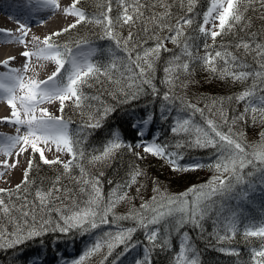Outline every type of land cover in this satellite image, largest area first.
<instances>
[{"label":"trees","instance_id":"obj_1","mask_svg":"<svg viewBox=\"0 0 264 264\" xmlns=\"http://www.w3.org/2000/svg\"><path fill=\"white\" fill-rule=\"evenodd\" d=\"M139 2L144 5L141 9L143 16L137 19L135 24L126 25L117 21L122 12L119 0H78L85 20L51 39L53 43L67 45L70 49L82 41L96 42L100 50L93 63L100 66L103 72L104 68H111V63L115 60L119 70L110 71L108 76L101 74L82 86L84 99L79 106L76 99L64 102L61 115L69 123V135L73 140L80 141L77 146L78 153L71 159L73 163L70 168L65 171L63 167L65 163L61 162L45 164L40 160V153H35L32 155L33 164L27 174V182L24 180L20 184L21 190L17 191V187H13L0 192V199H3L11 210L5 213L0 209V233H3L0 244H4L0 247V264H26L28 256L32 254L42 255L45 262L57 261V256L61 255L59 258L62 256L66 258L64 264H72L97 241L102 242V248L87 257L84 264H116L125 251L136 246L139 249L140 261L147 255L150 257V264H176L179 245L185 233L188 234L192 249L189 258L194 256L198 264H254L253 249L264 247V238L245 235L248 229H256L264 220V190L258 193L252 191V195L248 194L245 198L236 196V193L251 189L250 183L261 176L259 169H264V165L258 161L239 169L240 175L244 177V183L236 184L235 178H232L235 184L234 193L215 195L205 202L210 205V210L200 220V227L191 221L178 224L179 213L165 217L159 224L150 225L147 230L131 218L116 219L129 216L134 209L139 210L142 203L150 201L157 195L154 189H158L159 193L166 196H176L186 193L193 186L206 185L214 176L221 175L214 166L209 167L217 162L218 149L192 145L191 141L195 137L189 133L174 134L171 129L177 120L190 119L193 126L207 128L205 120L212 119L220 131L226 135L231 134L242 145L249 146L246 148L248 153L253 151L252 146L264 143V116L256 113L254 119L250 109L245 113L248 100L237 99L246 90H254L257 98L264 96V83L254 75L246 80H237L222 74L219 70L212 72L206 68L202 60L196 59L207 54L204 48L207 44L210 46L207 52L213 56L216 51H228L245 65L243 69L235 70L251 73L260 71V61L254 51L246 52L243 48L235 47L242 39L249 41L252 34L254 35L251 42L264 44V6L259 0L254 2L244 0L241 7L242 20L234 22L231 30L225 29L215 40L212 38L211 42L207 41V35L200 33L199 28L212 0H191V3L190 0H139ZM105 16L111 17L113 21L111 30L119 38V46L116 39L106 35L108 24L104 20ZM181 17L191 19L192 23L182 25L184 36L180 38V43L173 44L168 39L163 40L164 47L168 50L162 49L154 61L150 74L152 84L141 85L137 98L126 100L125 92L129 89L126 80L121 78L123 68L120 66L127 64L128 61L129 53L124 49V42L129 32L135 35V40L129 42L128 47L132 48V44L138 42L142 47L136 51L142 53L143 48L155 46V37L163 39L169 36L167 25L175 27ZM162 24L164 26H161ZM104 42L113 43L114 52L108 53L105 48L102 50ZM184 43L190 46L191 57L183 54ZM175 56H180L179 63H188L189 68L187 71L181 68L174 73L172 82L169 83L166 82L164 69ZM132 58H135V51L132 52ZM215 63L218 69L225 67L224 61L219 58ZM165 94L168 99H165ZM258 103V99L253 100L254 106ZM197 108L203 115L195 110ZM105 109H108L106 116L103 115ZM93 117L100 121L99 127H88L90 122L95 123ZM136 117H148L150 133L156 134L155 137L159 138L157 142L168 145L169 152L179 154L177 160L179 170H174L167 157L160 158L145 154L143 151L138 152L135 145L140 137L136 134L137 129L132 126ZM242 127L252 135L249 138L251 140L243 141ZM114 136L120 137L126 146L105 160H93V156L100 155ZM151 136L152 134L147 135L145 139H150ZM128 144L133 146L132 149L127 147ZM79 152L83 155H79ZM134 153H139L142 158H138ZM193 163L202 164L203 167L183 170L185 166ZM81 169L84 170L83 173ZM134 170L140 175L130 188L123 189L127 196L118 201L109 213L108 224H100L97 221L99 226L95 229L89 231L73 229L68 233L49 229L46 234L27 239L14 247H8L4 242V238L15 232L18 225L21 228L25 227L20 213L24 197L33 204L37 220L44 216L55 222L58 214L54 209L70 207L73 201H78L83 206V202L87 200V195L80 191L81 188L90 190L89 186L82 183L83 179H99L103 201L106 203L113 188L117 185L123 186L129 181ZM249 173L252 175L249 176ZM226 175L228 174H223ZM54 186L60 191H54ZM49 190H53L50 197L53 210L47 212L40 209L36 193L37 191L48 193ZM186 199L191 204L196 195L189 193ZM129 228L135 231L123 243L116 242L115 235ZM156 229H159V237L156 246H153L147 239L146 232ZM165 238L168 241L167 245L161 247ZM109 243L114 245L111 249L108 248ZM221 249L234 251L229 254Z\"/></svg>","mask_w":264,"mask_h":264},{"label":"snow or ice","instance_id":"obj_2","mask_svg":"<svg viewBox=\"0 0 264 264\" xmlns=\"http://www.w3.org/2000/svg\"><path fill=\"white\" fill-rule=\"evenodd\" d=\"M38 2L44 7H58L55 4V0H38ZM254 2V0H252ZM260 4L264 6V0H259ZM191 3V0H190ZM119 5L122 9L120 16L117 17L118 22L123 24H135L137 19L143 16L142 5L139 0H119ZM244 5V0H227V6L225 7L219 0H212L210 7L204 14V24H208L210 20L219 21V29L221 31H210V35L215 40L218 35L225 29L231 30L233 28L234 22H239L242 20L241 7ZM65 13L68 15H74L79 17L76 24L85 20V14L83 11L76 8L73 4L70 8L64 9ZM109 11L111 8L109 7ZM191 11V7L189 8ZM216 13L214 16L213 14ZM104 19L107 21L108 27L106 28V35L110 38L117 40V45L119 46L120 41L116 34L111 30L113 21L111 17L105 16ZM157 19H160L157 17ZM191 19L183 18L177 20L176 26L167 25L169 36L155 37L156 44L152 48H143L141 51H136V49L142 46L137 42L132 44V48L128 47L129 42L135 40V35L129 32L127 40L124 42V49L129 53L127 64H122L120 67L123 68L121 71V78L125 79L127 82V88L129 91L125 92V99L134 100L137 98V94L140 90L141 85H151L152 80L150 74L153 71L154 61L159 57L160 51L163 49L167 51L164 47L163 40L168 39L173 44H179L180 38L184 36L182 30V25H191ZM76 24L70 25L69 28L75 27ZM161 26H164L163 24ZM24 26L21 25V28ZM213 27H216L213 24ZM69 29H64L68 31ZM147 31V29H145ZM200 33L205 36L208 35L205 27L202 25L199 28ZM6 36H10L11 33L4 31ZM60 33H53L52 35H59ZM249 36V41H244L243 39L235 45L237 48H243L246 52H255L256 58L260 61V71L251 73L243 70L245 65L241 64L238 58L228 51H216L213 56L211 53L207 52L209 45L205 44L204 48L206 50V55L203 57H196L198 60H202L206 68L212 72L221 71L224 75L232 76L237 80H246L249 76L254 75L259 78L261 83H264V44L253 43L252 36ZM152 38V37H150ZM23 43V39L20 40ZM43 47H38L36 52L29 53L27 51L23 52L22 55L29 57L30 55H35L38 58L42 57L44 59H50L57 65L56 71L48 77L45 81H35L29 80L27 84L24 83L23 77L20 76L16 70H10L4 79L7 80L11 86H6L5 83L0 82V89H3L7 93V100L9 107L13 108L12 116L15 119L12 123L16 125H25L27 127V132L24 135H17L14 137H7L8 147H15L21 141L24 145L31 144L32 152L40 153V160L45 164L58 163L59 161L48 160L45 158L42 150L37 147L38 143L47 144L52 141L57 144L59 149L62 145L64 149L67 150L74 158L78 153L77 146L79 145V140H73L69 135L67 124L63 121L62 117H53L48 114L46 109H40L42 115L37 117L35 114L29 116V113H35L38 104L44 101L51 102L52 100H59L61 105V111H63L64 102L72 97L76 98V104L79 106L80 102L84 99L83 93L81 91L82 86L88 84L89 80L92 78H98L99 75L103 74L105 76L109 75L110 71L119 70L117 68V63L115 60L111 63V68H104L103 72L100 66L91 62L92 50L88 51L80 50V46L77 45V50L73 51L67 45H58L51 41V37H45L43 40ZM135 51V58H132V52ZM182 52L184 55L191 57L192 53L190 51V46L184 43ZM217 58L221 59L225 63L223 69H218L216 66ZM180 56H175L172 61L169 62V66L164 69L166 74V82H172V76L174 73L178 72L181 68L187 71L189 68L188 63H179ZM68 63L70 65V71L66 78V83H56L55 77L60 73L64 64ZM231 66V67H229ZM138 69L139 71H136ZM21 89H26L27 94L20 98L21 107L24 109L25 118L20 119L18 113L15 111V105L13 103L15 97L12 93L15 91L16 87ZM135 88L136 91H130ZM123 90V89H122ZM153 92H155V87L153 86ZM165 99H168L167 94H165ZM238 100L244 101L248 100V105L245 108V113L251 110L254 114L259 113L264 116V96L255 95L254 90H246L242 92L238 97ZM258 99V105H253V100ZM196 111L203 112L197 108ZM108 114V109H105L103 115ZM95 123H89L88 127H99L100 121L95 119ZM205 123L207 128L200 126H193L190 119L177 120L175 125L172 127L171 131L174 134L179 133H189L194 135V140L191 144L200 147L207 148L213 147L218 149L219 156L215 165H209V167H215L218 173L221 175L214 176L206 185H201L199 187L193 186L188 189L186 193H182L176 196H166L159 193L158 189H154L157 195H154L150 201H146L140 205L139 210H133L129 216L117 217L116 219H133L136 220L140 227L149 229L150 225L159 224L162 219L168 216H173L179 213L178 224H183L187 221H191L195 226L200 227V220L207 215L210 210V205L205 203L211 200L212 196L226 194H232L235 191V184L232 182V178H235L236 184L244 183V177L240 175L239 169H243L247 164H254V161H258L261 165H264V143L257 146H252L253 151L248 153L246 148L249 146L242 145L237 139L233 138L231 134H225L219 130V126L212 120L206 119ZM137 128V136L141 139L137 141L135 147L143 148L145 154H150L153 156H158L160 158L167 157L169 163L174 166V170H179L180 166L177 163L179 158L178 153L169 152L168 145L160 144L157 142L158 137H154L151 140L144 139V131L140 124L133 125ZM20 132V128L17 127V133ZM214 134V135H213ZM125 142L118 136H114L113 139L109 140L105 145L103 151L100 155L93 156V160L102 161L106 158L113 156L117 150L125 147ZM182 145H177L181 147ZM127 147L132 149V145L128 144ZM23 150V149H22ZM138 158H142L139 153H134ZM79 155H83L79 152ZM251 156V158H249ZM73 161H69L63 165L65 171H67ZM29 169L31 168L33 161L29 160ZM255 166V165H254ZM203 167L202 164L193 163L184 167L183 170H195L197 168ZM261 171V183H264V169H259ZM83 169L81 172L83 173ZM224 173L228 175L223 176ZM140 173L138 171H133L131 173V178L126 181L124 185H117L113 188L112 192L109 194L106 203L103 201V196L101 193L100 181L99 179H83L82 183L89 186L90 190L81 188V193L87 195V200L83 202V206L78 201H73L70 207L57 208L54 211L58 214V219L53 222L50 218H45L41 216L39 220L36 219V212L33 204L27 201V198H23V203L20 206L21 217L23 218L24 228L19 225L17 230L4 238V242L8 247H14L16 245L22 244L27 239H33L41 235L46 234L49 229L51 231H58L60 233H68L73 229L89 231L90 229H95L100 224H108V215L112 212L116 203L120 200L125 199L127 192H124V188H130L132 184L136 182L137 176ZM249 176L252 173L248 174ZM223 176V178H222ZM27 182V171L25 172V183ZM17 191L21 190V185H17ZM251 188V185H249ZM54 191H60V189L55 188ZM49 190L48 193L37 191L36 196L39 198V207L41 210L50 212L51 208L50 197L52 191ZM4 189H0V192H4ZM189 193L196 195V199L189 204L186 199ZM11 195V193H9ZM238 198H245L247 192L236 193ZM0 209L3 212L8 213L11 210L5 205V201L0 199ZM31 216V224L29 225V217ZM135 231L133 228L126 230H121L115 235V241L123 243L130 234ZM246 236L261 237L264 238V227H260L256 230H248L245 232ZM147 239L156 246V242L159 237V229L151 230L146 232ZM0 238H3V233H0ZM223 239L224 237H219ZM167 238L161 247L167 245ZM4 244H0L3 247ZM103 244L101 241H97L92 247L88 248L83 255L78 259L74 260L72 264H84L87 257L91 256L93 253L99 252ZM113 243L108 244V248L113 247ZM191 245L188 240V234H183V239L179 245V253L176 257V264H198L195 257L189 258V253H191ZM221 251L231 254L234 250L221 249ZM147 252V250H146ZM252 261L254 264H264V247L260 249H253ZM137 264H150V257L145 256L143 261H138Z\"/></svg>","mask_w":264,"mask_h":264},{"label":"bare ground","instance_id":"obj_3","mask_svg":"<svg viewBox=\"0 0 264 264\" xmlns=\"http://www.w3.org/2000/svg\"><path fill=\"white\" fill-rule=\"evenodd\" d=\"M65 2L66 8H70L75 0H55ZM23 5V6H22ZM74 15H68L64 9L58 7H44L38 0H0V34L4 31L10 32V36L4 35L5 39H0V82L11 86L4 79L10 70H16L23 77L25 84L29 80L45 81L53 74L57 65L50 59L38 58L35 55L25 57L23 52H36L38 47H43V40L51 31L59 30L73 22ZM21 25L24 27L21 28ZM21 38L23 43L20 42ZM77 48L74 50L76 51ZM81 50V49H80ZM27 94L26 89L18 86L12 95L15 97L13 103L15 111L20 119L25 118L24 109L21 107L20 98ZM40 109H46L49 115L59 113L58 100L44 101L36 107L37 117L42 115ZM13 108L9 107L7 93L0 89V186L8 187L16 184L22 177L27 166V151L31 144L24 145L21 141L15 147L9 148L7 137L24 135L27 132L25 125L12 123L15 117L12 116ZM64 121V120H63ZM66 124L67 122L64 121ZM17 127L20 132L17 133ZM5 139V141H4ZM46 158H62L66 160L69 153L61 145L49 141L42 143ZM23 149V150H22Z\"/></svg>","mask_w":264,"mask_h":264},{"label":"rangeland","instance_id":"obj_4","mask_svg":"<svg viewBox=\"0 0 264 264\" xmlns=\"http://www.w3.org/2000/svg\"><path fill=\"white\" fill-rule=\"evenodd\" d=\"M219 2L220 3H222L225 7L227 6V0H219ZM212 3V2H211ZM73 4H75V6H76V8L77 9H79V10H81L82 11V9H80L79 7H78V0H75L73 3H72V5ZM58 6H60V8H62V9H65L66 7H67V4L65 3V2H59L58 4H57ZM71 5V6H72ZM211 5V4H210ZM210 5H209V7H210ZM23 6V5H22ZM70 6V7H71ZM208 7V8H209ZM214 16L216 15V13H214L213 14ZM251 17V16H250ZM77 19H79V17H77V16H74L73 17V22L72 23H70V24H68V25H66L65 27H63V28H61V29H57V30H54V31H51L49 34H48V36L47 37H51V39H53L54 37H55V35H52L53 33H60V32H62V31H64V29H67V28H69V26L70 25H73V24H76V21H77ZM105 20V19H104ZM213 24H215L216 25V27H213ZM202 25L205 27V29H206V31H208V42L209 41H211V39H212V37H211V35H210V31H218L219 30V27H218V25H219V21H218V19L217 20H210V22L208 23V24H204V21H203V23H202ZM201 25V26H202ZM0 39H5L4 38V35L3 34H0ZM52 41V40H51ZM79 46H80V49L82 50V51H88L89 49H91L92 50V55H91V57H90V59L93 57V55L95 54V52L97 51L96 50V46L95 45H93L92 43H81V44H79ZM77 47V46H76ZM66 65H67V70H69L70 71V65L68 64V63H66ZM66 70V71H67ZM55 71H56V69H55ZM54 71V72H55ZM53 72V73H54ZM68 73L69 72H67L66 74H65V76L63 77V78H61V77H58V78H56L55 77V82L56 83H66V78H67V75H68ZM72 100H74V99H76L75 97H72L71 98ZM58 105H59V113H58V116H57V114H55V113H53V117H62L61 116V105H60V102H59V100H58ZM63 119V118H62ZM64 120V119H63ZM65 121V120H64ZM243 127H244V125H243ZM241 128V137H242V139H243V141H245V142H247V141H249V140H251V139H249L250 137H252V135H250L248 132H247V130L246 129H244V128ZM259 134V133H258ZM249 139V140H248ZM4 141H5V139H4ZM37 147H39L40 149H41V147L39 146V144H37ZM42 150V149H41ZM138 150H143V148L142 147H140V148H138ZM43 152V151H42ZM43 154H44V152H43ZM32 155H33V152H32V148H31V146H30V148H29V150L27 151V162L29 161V160H32ZM45 156V155H44ZM45 158H46V156H45ZM73 158V156L69 153V157L66 159V160H64V159H62V158H53V159H50V160H53V161H56V160H58L59 162H61V163H68L69 161H71V159ZM46 159H48V158H46ZM49 160V159H48ZM27 171V174H28V172H29V164L27 163V166H26V168H25V170H24V172H23V177L16 183V184H14V185H11V186H8V187H3V186H0V189H4V190H6V189H10V188H13V187H16L17 185H20L24 180H25V172ZM261 178V176L259 177V179ZM259 179H257L256 181H253V182H249L250 184H251V189H253V190H256L257 189V191H261V190H264V183H261V179L259 180ZM261 227H264V224L261 226ZM138 251H139V249H138V246H136V247H134V248H131V249H129L128 251H125V253H124V255H123V257L122 258H119L118 259V261L116 262V264H123V262H125L126 264H137V262L138 261H140V259H139V254H138ZM143 253H145V250L143 249ZM34 261V260H33ZM30 262V264H33L34 262ZM65 261V259L64 258H61L60 259V262H59V264H61V263H63Z\"/></svg>","mask_w":264,"mask_h":264}]
</instances>
